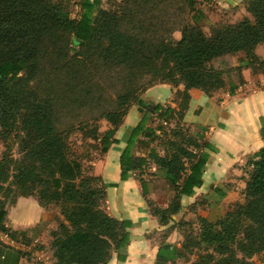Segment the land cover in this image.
<instances>
[{"label": "trees", "instance_id": "obj_1", "mask_svg": "<svg viewBox=\"0 0 264 264\" xmlns=\"http://www.w3.org/2000/svg\"><path fill=\"white\" fill-rule=\"evenodd\" d=\"M76 1L79 10L72 16L65 0H0V229L17 238L2 225L6 210L18 196H33L58 221L50 241L54 264H106L113 252L124 262L132 223L103 208L108 185L92 166L83 168V161H92L88 150L101 155L117 143L115 131L133 104L160 120L172 112L181 118L182 105L175 112L140 98L151 84H182L175 95L184 103L190 90L234 93L243 68L264 78V59L255 53L264 43V0H244L249 17L216 23L208 32L199 24L203 14L196 0H105L109 8L101 6L103 0ZM106 81L118 87L113 99L106 97ZM102 120L109 127L100 132ZM73 132L81 134L84 154L70 146ZM259 135L264 142V124ZM140 136L157 141L163 154L152 148L146 157L133 155L136 145H147ZM200 139L185 128L162 140L145 117L127 130L120 180L149 161L164 171L148 185L138 177L145 199L149 192L165 194L167 186L172 191L165 208L146 199L160 224L201 183L207 158L202 149L214 147ZM243 172V202L226 203L216 221L198 217L196 233L188 223L172 258L196 249L192 264H254L256 254L264 259V145ZM51 221L40 220L34 235Z\"/></svg>", "mask_w": 264, "mask_h": 264}, {"label": "crops", "instance_id": "obj_2", "mask_svg": "<svg viewBox=\"0 0 264 264\" xmlns=\"http://www.w3.org/2000/svg\"><path fill=\"white\" fill-rule=\"evenodd\" d=\"M232 1L233 3L227 0H196V8L203 14L201 25L204 32H208L209 27L219 20L235 22L249 17L243 6L244 0ZM212 3L218 4L213 12L209 8ZM255 53L260 59H264V43L256 46ZM241 74L243 83L232 94L224 92L219 96L199 89L190 90L183 103L181 97L175 95L176 91L183 90V85L173 86L167 82L156 83L140 94L145 102L169 105L175 111L180 110L179 106L182 105L181 124L189 132L199 133L201 142L214 147V150L202 149L207 153V158L201 183L194 187L192 195L181 196L179 211L170 215L165 224L156 220L146 202V199L150 200L160 194L148 193L145 199L138 180L141 177L148 185L152 177L163 176V170L149 161L141 170L131 173L123 181L120 180L119 157L126 145L125 135L128 128L136 126L142 117L146 118L147 126L153 127L147 118L152 114L146 113L135 104L128 108L114 134L117 143H112L105 153L91 161L92 172L108 185L105 189L104 209L110 216L127 219L132 223L128 229L130 239L125 261L118 262L113 252L106 264H171L174 261L171 257L172 247L180 246L184 227L188 223L193 228L196 225L191 220L192 216L216 221L223 215L226 203L243 202V169L246 162L254 159L256 152L264 145L259 135V129L264 124V78L260 73L254 78L250 68H243ZM139 138L147 145H136L132 149L133 155L146 157L152 148L159 155L163 154L159 147L154 146V141H148L141 136ZM1 150L0 143V155ZM163 195L166 201L162 206L151 201L165 208L172 197L168 186ZM51 217V213L39 205L35 198L17 197L7 208L2 225L19 233L17 239L31 240L24 241V247L0 241V264H54L55 259L51 250L46 247L47 240L44 238L47 228L39 235H34L40 220ZM50 225L51 223L48 226ZM32 242L43 243L45 247L35 248Z\"/></svg>", "mask_w": 264, "mask_h": 264}, {"label": "rangeland", "instance_id": "obj_3", "mask_svg": "<svg viewBox=\"0 0 264 264\" xmlns=\"http://www.w3.org/2000/svg\"><path fill=\"white\" fill-rule=\"evenodd\" d=\"M65 2L67 3V8L71 12V15L72 16H76V14H77V12L79 10L77 1L76 0H65ZM213 5H215V4L212 3V5L209 7L211 12L216 11V9L218 7V4H216L215 6H213ZM101 6L105 7V8H109L110 7V3L105 1V0H103L102 3H101ZM228 14H229V11H228ZM221 22H227V20L223 21V19H222V20H219V22H217V23L219 24ZM199 24L201 25V22ZM205 32H207V31H205ZM172 37L174 39H178L180 37L179 31H174L172 33ZM148 80H149L148 77H145V79L143 78L141 80V83L142 84H146V82ZM152 85H154V84L149 85V87L152 86ZM104 86L106 87V90H107L106 91V93H107L106 97L113 99L114 96H115V93L118 90V87L117 88L116 87L112 88L113 85L109 84V81H106ZM147 88L148 87H146L145 89H147ZM224 92H225L224 89H219V90H216V91H214V92H212L210 94H213V95L217 94V95L220 96V95H223ZM140 94H141V92H140ZM147 118H149V122H151V124L155 128L156 136H158V138H162V140H165V136L167 138L170 137L171 131L174 130V129H176V130L177 129H181V130L185 129V127L181 124L180 119L177 116V113L173 114V112H172L170 118L168 120H166V121H164L162 119L161 120L158 119L156 114H154V115L152 114L151 116H148ZM107 127H108V123H106L104 120H102L100 122V124H99L98 130L100 132H103L105 129H107ZM188 132H189V130H188ZM189 133L192 136L196 135V134L197 135L199 134V133H193V132H189ZM80 135L81 134L79 132H73L71 135H69V140L68 141H69L70 146L72 147V149L75 151V153L84 154V152L87 151L88 148L87 147L84 148L83 144L85 142H83V144H82V140H81V136ZM8 144H9V147H10L11 154L14 157H17V147H16V145L14 143V140L11 139L8 142ZM155 145L157 146V141H154V146ZM141 147H143V146H141ZM157 147H159V149L162 150L161 146H157ZM2 148H4L3 145H2ZM2 151H3V149L1 150V153H2ZM88 153H89V155H91V160L92 161L94 159H96L98 157V155H99L97 150H92V149H89ZM82 163H83V168L84 169H86L89 166H92L91 165V161L90 162L89 161H83ZM145 177L149 178L148 175H146ZM149 193H153V192H149ZM157 194H160V195L157 196V197H152V198H150V200H152L157 205L162 206L165 203V201H166V197L163 194H161V193H157ZM31 197H33V196H31ZM33 198H35V197H33ZM0 199H1V196H0ZM103 208H105V204H103ZM51 218H52L51 225L48 226L47 229L45 230L44 238L47 240L46 241V247H48L51 250V252H52V248L50 246L51 231L56 229V227L58 225V221L56 219H53V217H51ZM191 220L194 223H196V225H194V228H193L194 229L193 232L196 233V232L199 231V226H198V222H197V215L192 216ZM20 240H22L23 242L24 241L30 242L31 238H28V239L21 238ZM32 244H33L32 245L33 247L38 248V249H44V247H45V244L40 243V242H32ZM179 248H180V246H179ZM198 252H200V250H196V249H194L192 251V253L187 252V251H183L184 255L175 257L174 261L171 264H192L194 262L196 256H197ZM250 261H252L254 264H264V259H263V257L260 254H256V255L252 256L250 258Z\"/></svg>", "mask_w": 264, "mask_h": 264}, {"label": "built area", "instance_id": "obj_4", "mask_svg": "<svg viewBox=\"0 0 264 264\" xmlns=\"http://www.w3.org/2000/svg\"><path fill=\"white\" fill-rule=\"evenodd\" d=\"M0 241L9 243L11 245H18L23 247L26 245L22 240L11 237V235L8 232L3 230H0Z\"/></svg>", "mask_w": 264, "mask_h": 264}, {"label": "water", "instance_id": "obj_5", "mask_svg": "<svg viewBox=\"0 0 264 264\" xmlns=\"http://www.w3.org/2000/svg\"><path fill=\"white\" fill-rule=\"evenodd\" d=\"M229 3H233V1L232 0H227Z\"/></svg>", "mask_w": 264, "mask_h": 264}]
</instances>
